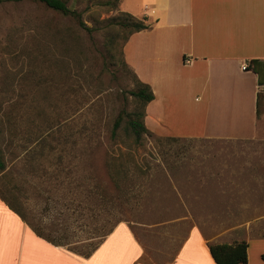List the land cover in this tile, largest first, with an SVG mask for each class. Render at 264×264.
I'll use <instances>...</instances> for the list:
<instances>
[{
  "label": "crops",
  "instance_id": "1",
  "mask_svg": "<svg viewBox=\"0 0 264 264\" xmlns=\"http://www.w3.org/2000/svg\"><path fill=\"white\" fill-rule=\"evenodd\" d=\"M120 10L149 26L123 48L126 64L154 95L144 125L188 151L164 164L157 201L141 207L138 221L107 228L100 224V183L92 178L91 190L84 179L77 184L75 207L55 201L37 210L29 194L45 198V189L20 184L15 192L28 199L21 204L4 188L0 264H215L208 246L230 243L201 231L264 228V112L256 116L264 85L248 68L251 60L264 62V0H121ZM25 166L21 172L31 175ZM66 213L77 231L92 229L91 237L70 241L71 223L47 220Z\"/></svg>",
  "mask_w": 264,
  "mask_h": 264
},
{
  "label": "rangeland",
  "instance_id": "2",
  "mask_svg": "<svg viewBox=\"0 0 264 264\" xmlns=\"http://www.w3.org/2000/svg\"><path fill=\"white\" fill-rule=\"evenodd\" d=\"M66 1L90 31L38 3L0 0V120L6 125L9 115L11 123L0 137L7 165V173L0 176V191L12 188L18 202L27 203L26 196L15 192L24 183L29 190L45 189V198L29 194V203L37 210L44 202L55 201L75 207L77 184L84 179L85 189L91 190L92 178L101 187L100 224L107 228L119 221L135 222L143 205L157 201V175L163 173L164 164L188 149H174L172 141L151 135L128 158L125 147L110 139L113 120L131 109L133 88L130 75L110 63L104 49V26L118 12L106 11L104 0ZM54 36L64 38L63 43ZM29 162L32 174L24 175L21 168L25 164L29 168ZM119 164L123 167L116 174ZM65 215L69 214L56 219L59 215L49 214L47 220L62 227L64 221L71 223L70 241L91 237L87 232L92 229L77 231V223ZM84 223L93 225L89 219ZM201 232L217 243L246 241L247 264H264V228Z\"/></svg>",
  "mask_w": 264,
  "mask_h": 264
},
{
  "label": "trees",
  "instance_id": "3",
  "mask_svg": "<svg viewBox=\"0 0 264 264\" xmlns=\"http://www.w3.org/2000/svg\"><path fill=\"white\" fill-rule=\"evenodd\" d=\"M10 2L30 1L38 3L43 6L46 11H51L64 17H70L74 20L76 25L86 31H90L80 20V15L68 7L66 0H6ZM95 1V0H89ZM104 5L107 6L106 11H117L118 15L106 22L104 26L106 30V37L104 42V49L107 59L113 65H120L121 68L130 75L133 88L129 91V99L131 104L130 111H123L117 115L113 120L110 129V139L118 144L119 142L125 147L128 158L133 151L143 145V141L150 137L144 125L146 106L154 99L151 88L143 84L136 77L135 73L126 64L123 56V48L128 39L135 33L147 30L149 28L147 19L145 17L137 18L126 12H122L119 8L121 0H104ZM57 30V28L55 29ZM54 40L63 43L64 38L54 36ZM74 44L75 39L70 38ZM75 45V44H74ZM68 53V49H64ZM257 76L258 85H264V62L258 60H251L248 65ZM264 112V92H258L256 95V116L259 117ZM7 115L5 124L0 120V137L2 130L7 126V130L11 127ZM2 121V122H1ZM167 141H177L176 138H168ZM121 156V155H119ZM123 159V158H122ZM6 167L5 155L0 148V174ZM123 164L115 165L114 173L119 174L120 168ZM115 175V174H114ZM111 178L114 179L113 174ZM247 249L246 241L234 242L232 244H212L208 246V251L215 264H247Z\"/></svg>",
  "mask_w": 264,
  "mask_h": 264
},
{
  "label": "built area",
  "instance_id": "4",
  "mask_svg": "<svg viewBox=\"0 0 264 264\" xmlns=\"http://www.w3.org/2000/svg\"><path fill=\"white\" fill-rule=\"evenodd\" d=\"M246 68H247V65H242V66H241V70H242V71L246 70Z\"/></svg>",
  "mask_w": 264,
  "mask_h": 264
}]
</instances>
